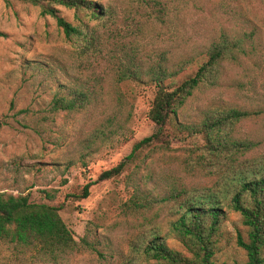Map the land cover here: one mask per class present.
Masks as SVG:
<instances>
[{
	"label": "rangeland",
	"instance_id": "374dc122",
	"mask_svg": "<svg viewBox=\"0 0 264 264\" xmlns=\"http://www.w3.org/2000/svg\"><path fill=\"white\" fill-rule=\"evenodd\" d=\"M88 1L107 13L89 20L58 7L67 22L94 32L98 41L86 51L82 38L66 39L39 8L0 0V194L28 195L33 203L60 208L74 240L90 244L64 264H121L140 231H157L170 249L189 256L171 230L174 203L155 200L175 189L223 196L232 172L200 152L202 137L184 139L173 122L167 127L169 150L143 148L121 176L95 183L86 199L71 196L155 132L147 117L155 94L149 68L188 61L176 78L164 81L173 88L195 74L222 34L242 42L245 54L236 64L225 61L218 84L197 89L176 120L191 125L205 111H247L231 135L253 142L240 159L264 158V1ZM133 57L140 68L131 70L138 76L120 80L117 69ZM81 92L87 95L83 106L53 110L54 98L80 99ZM137 201L145 208H137ZM224 209L215 264H246L236 242L239 236L247 240V228L238 213ZM0 264L47 263L0 243Z\"/></svg>",
	"mask_w": 264,
	"mask_h": 264
},
{
	"label": "trees",
	"instance_id": "16d2710c",
	"mask_svg": "<svg viewBox=\"0 0 264 264\" xmlns=\"http://www.w3.org/2000/svg\"><path fill=\"white\" fill-rule=\"evenodd\" d=\"M20 1L39 8L41 16L52 18L66 39L82 38L86 51L98 41L94 32L86 25L77 27L67 22L58 7L82 12L89 20L107 13L100 5L88 0ZM244 54L242 42L229 41L222 34L220 41L207 49V60L195 74L173 88L164 85V81L176 78L184 71V64L188 61L151 66L148 74L155 84V94L147 117L157 127L155 132L134 144L131 153L115 167L102 172L95 182L85 184L79 194L71 196L74 200L86 199L95 183L121 176L129 162L135 159V154L143 148L152 146L158 150H169L171 142L167 127L170 122L174 123L184 139L202 137L200 152L221 160L232 172L226 181L227 192L223 196L209 191L175 189L162 199L155 200L156 203H174L176 219L171 223V230L189 256L170 249L157 231H140L130 242L129 255L121 257V264H215L214 255L222 236V224L227 219L225 207L238 213L242 225L247 228V240L239 236L236 242L246 254V264H264V158L240 159L253 147V142L231 135L235 123L247 118L249 113L237 109L205 111L201 120L191 125L176 120L179 110L197 89L218 84L225 61L236 64ZM133 67L140 68L135 63V57L128 58L125 67L117 69L120 80L124 77L136 78L138 71L131 70ZM175 67L177 70H174ZM79 95L80 99L54 98L53 110L71 111L83 106L87 95L83 92ZM4 124L0 120V130ZM45 195L48 200L52 199L47 193ZM135 206L145 208L146 204L137 201ZM59 211V207L47 203L31 202L28 195L0 194V243L12 246L19 255H30L40 262L64 264L80 247L89 248L90 244L85 238L80 243L74 240Z\"/></svg>",
	"mask_w": 264,
	"mask_h": 264
}]
</instances>
